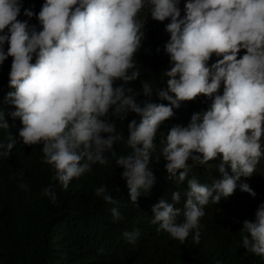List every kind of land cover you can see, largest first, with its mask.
Wrapping results in <instances>:
<instances>
[{"label":"clouds","instance_id":"1","mask_svg":"<svg viewBox=\"0 0 264 264\" xmlns=\"http://www.w3.org/2000/svg\"><path fill=\"white\" fill-rule=\"evenodd\" d=\"M179 3L45 0L36 13L23 8V0H0V65L12 57L9 86L15 91L7 94L14 106L9 115L22 122L19 137L24 145H42V162L51 166L56 182L42 195L52 204L57 202V186L66 190L94 165H107L109 155L123 168L121 178L130 201L137 204L141 190L147 192L155 183L149 164L161 125L182 102L201 95L211 99L210 108L194 113L187 126L168 130L156 155L157 162L160 154L167 161L171 178L187 179L188 191L183 209L176 207L181 200L178 190L172 192L171 202L161 198L153 205L152 223L182 244L194 231L192 239L199 244L204 207L232 196L241 177H251L264 157V0H186L183 18ZM146 7L153 20L170 18L164 50L171 66L166 69V88L154 90L141 81L148 99L139 103L127 85L141 76L134 57L145 36L140 13ZM22 8L29 20L36 17L39 28L18 19ZM213 55L218 59L209 65ZM153 96L170 103L154 102ZM130 113L140 117L127 123L131 151L117 157L115 145L124 137L117 133L115 120L127 119ZM9 127L0 111V129ZM14 145L11 136L6 145L0 143V156L9 157ZM217 159L220 177L210 186L188 179L193 164ZM239 187L257 195L248 183ZM95 195L116 203L107 185L97 187ZM111 211L114 220L122 218L118 208ZM181 214L184 220L179 222ZM239 231L246 252L264 256V203L255 220H244ZM123 235L134 243L138 232Z\"/></svg>","mask_w":264,"mask_h":264},{"label":"trees","instance_id":"2","mask_svg":"<svg viewBox=\"0 0 264 264\" xmlns=\"http://www.w3.org/2000/svg\"><path fill=\"white\" fill-rule=\"evenodd\" d=\"M44 2L23 0V8H32L38 13ZM23 8L18 19L29 20ZM182 13L183 10V18ZM140 19L146 24L142 29L145 36L134 59L141 76L127 86L135 90L137 102L143 103L148 98L143 95L141 81L150 83L154 90L167 87L166 69L170 68L171 61L164 46L170 39L165 27L170 18L164 22L153 20L146 7ZM29 23L40 27L36 17ZM243 54L241 50L240 55ZM217 59L213 55L209 65ZM11 63L12 57H8L0 65V111L10 125L8 129H0V143L6 145L10 136L15 140L11 155L0 156V264H264V256L246 252L239 231L244 220H255L259 205L264 203V157L251 177H241L232 196L222 198L219 204L210 201L204 207L199 244L192 239L194 231L182 244L167 232L157 231L158 225L152 223L153 205L161 198L171 202L172 192L178 190L181 200L176 207L183 209L188 191L187 179L177 182L171 178L165 168L167 161L160 154L157 162L156 155L166 143L168 130L175 125L187 126L194 113L210 108L211 99L201 95L193 101L182 102L179 108L174 107V115L161 125L154 140L156 152L149 164L155 183L149 191L141 190L137 204L130 201L129 188L121 178L123 168L110 155L107 165H94L91 172L73 179L66 190L57 186V202L52 204L42 195L45 187L56 183L51 179V166L42 162V145H24L19 137L22 122L9 115L14 106L7 94L15 91L9 86ZM152 100L170 103L156 96ZM132 119L139 121L140 117L130 113L127 119L115 120L117 133L124 137L115 145L117 157L131 151L126 142L127 123ZM218 164V159L202 166L193 164L188 179L195 177L210 186L220 177ZM22 183L27 189L20 187ZM243 183H248L257 195L252 197L242 191L239 185ZM103 185H107L116 203L110 204L95 195V189ZM114 207L121 214L119 220L113 219ZM183 220L181 214L178 221ZM126 231L138 232L134 243L125 239ZM100 248L104 249L102 254L98 252Z\"/></svg>","mask_w":264,"mask_h":264},{"label":"rangeland","instance_id":"3","mask_svg":"<svg viewBox=\"0 0 264 264\" xmlns=\"http://www.w3.org/2000/svg\"><path fill=\"white\" fill-rule=\"evenodd\" d=\"M185 3H186V0H180V3H179V8L180 10H183V15H186V10H185Z\"/></svg>","mask_w":264,"mask_h":264}]
</instances>
